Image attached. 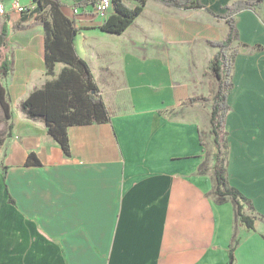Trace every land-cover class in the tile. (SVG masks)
<instances>
[{
	"label": "crops",
	"instance_id": "1",
	"mask_svg": "<svg viewBox=\"0 0 264 264\" xmlns=\"http://www.w3.org/2000/svg\"><path fill=\"white\" fill-rule=\"evenodd\" d=\"M78 1L61 0L68 18ZM233 1L202 4L222 14ZM198 10L147 0L119 35L99 29L103 18L77 17L75 50L110 121L68 127L69 156L43 120L21 109L63 65L46 75L40 19L8 22L4 53L12 67L2 85L12 118L5 121L0 110V264H227L234 238V264H264V4L235 16L236 42L260 49L235 55L225 123L227 178L252 204V231L235 223L230 203V217L215 203L212 169L198 172L207 151L200 125L175 107L185 77L161 69L188 64L198 28L186 25V16ZM30 154L40 166L25 165Z\"/></svg>",
	"mask_w": 264,
	"mask_h": 264
},
{
	"label": "trees",
	"instance_id": "2",
	"mask_svg": "<svg viewBox=\"0 0 264 264\" xmlns=\"http://www.w3.org/2000/svg\"><path fill=\"white\" fill-rule=\"evenodd\" d=\"M100 0H80L74 2L70 9L72 17L68 18L63 12L61 0H33L32 6H25L26 10L17 15L5 14L6 25L0 28V110L3 119L9 121L12 111L9 105L2 80L6 78L12 67L11 59L5 55L7 24L14 19L20 22L32 17L40 19L44 27V64L46 75L53 76L56 64L63 68L56 78L47 81L40 88L34 89L22 101L21 109L29 119L43 120L47 134L60 146L62 152L70 155L67 129L70 126L100 124L110 121V113L106 107L100 91L94 81L87 62L79 57L75 50V37L81 29L76 25V19L83 16L90 20L96 19V6ZM134 1L136 6L128 7L125 2ZM147 0H110L113 11L104 16L99 29L107 34H122L142 13ZM163 5L185 10L204 8L202 0H157ZM264 0H237L227 5L222 14L204 8L213 17L224 20L228 31L220 41L210 44L218 51L209 61L208 74L216 80V86L209 98L203 96L192 97L188 100L192 105L198 101L210 102L209 135L212 137V151L205 152V160L198 168V172L206 173V164L211 160L212 190L211 195L218 205L230 203L233 207L234 221L246 231L255 229L256 218L246 213L253 211L251 202L235 187L231 186L227 178L226 169V130L225 123L231 107L228 95L233 89L232 71L235 51L232 44L238 40V30L235 16L244 10L256 12ZM47 11V13H46ZM11 123L8 129L11 130ZM10 135V133H8ZM199 141L206 149L204 135L199 130ZM2 138H0V145ZM26 166H40L34 154L26 160ZM7 189V186H6ZM10 203L14 200L9 196ZM238 240L234 238L229 245L227 264H234V251Z\"/></svg>",
	"mask_w": 264,
	"mask_h": 264
},
{
	"label": "rangeland",
	"instance_id": "3",
	"mask_svg": "<svg viewBox=\"0 0 264 264\" xmlns=\"http://www.w3.org/2000/svg\"><path fill=\"white\" fill-rule=\"evenodd\" d=\"M237 1V0H235ZM233 1V2H235ZM20 4L24 5L27 0H19ZM232 2V3H233ZM231 3V4H232ZM230 4V5H231ZM257 11V10H256ZM47 13V11H46ZM258 13H260L258 11ZM186 25H193L198 28L197 36L194 34L195 39L193 40V45L188 53L186 51V59L189 58L188 64L185 66L169 67L162 70L171 71L172 75L177 77L178 75H183L185 77L184 81L177 83V86L183 87V92H180L179 104L176 103L175 107L179 109L180 112H184L185 116L196 120L200 125V130L202 131L205 142L206 149L208 152L212 151V137L209 135V107L210 102L208 101H198L190 104L188 100L191 97L203 96L205 98L210 97V93L213 92L216 86V80L211 74H208V66L211 57L218 51V48L213 47L210 43L214 41H220L225 36V21L217 20L206 13L203 9L195 11L193 13H188L186 16ZM196 32V29H195ZM227 32V30H226ZM238 41V40H237ZM233 51L240 54L242 49H247L248 53H253L260 49V46L247 45L242 46L239 43L232 44ZM194 51V52H193ZM193 54V57L189 56ZM178 74V75H177ZM193 83V84H192ZM211 165V160H208L206 164V173L208 174ZM222 212L227 213V217L231 215L232 208L229 203H224L220 205Z\"/></svg>",
	"mask_w": 264,
	"mask_h": 264
},
{
	"label": "built area",
	"instance_id": "4",
	"mask_svg": "<svg viewBox=\"0 0 264 264\" xmlns=\"http://www.w3.org/2000/svg\"><path fill=\"white\" fill-rule=\"evenodd\" d=\"M110 0H100L96 6V15L99 18H104L108 8H110ZM26 10L25 6H22L19 2H12L8 7H5L4 3L0 1V15L9 14L10 16L22 13Z\"/></svg>",
	"mask_w": 264,
	"mask_h": 264
}]
</instances>
